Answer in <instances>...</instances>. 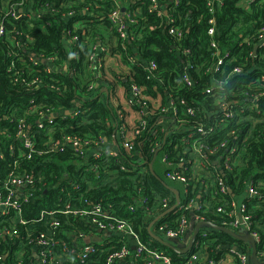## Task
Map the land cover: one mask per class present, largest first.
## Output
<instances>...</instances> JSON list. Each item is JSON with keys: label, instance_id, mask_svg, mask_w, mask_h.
<instances>
[{"label": "trees", "instance_id": "16d2710c", "mask_svg": "<svg viewBox=\"0 0 264 264\" xmlns=\"http://www.w3.org/2000/svg\"><path fill=\"white\" fill-rule=\"evenodd\" d=\"M114 1L33 0V10L40 13L43 20L31 24L13 23L15 36L19 33L18 36L25 40L28 36L35 38L31 52L43 58L56 57L57 64L67 63V72L47 73L44 65L28 61L30 52L0 41V191H4L5 181L13 171L35 175L34 183L26 190L32 196L22 204V212L0 216V233L12 228L20 232V236L13 239L0 235V264H17L18 259L28 264L29 257L35 260L32 252L35 246L29 243L27 235L50 230L54 221L60 222L58 233H63L61 238L69 244L74 243L73 235L79 237L78 243L82 245L85 240L80 233H97L98 226L91 223L89 217L49 214L63 207L67 197L82 195L85 200L72 202L73 206L88 209L94 203L116 211L149 248L168 253L175 262H180L186 254H178L155 241L149 233L151 222L159 218L152 228L158 235H162L158 231L160 226L175 229L183 217L190 221L196 215L227 226L223 222L228 219L218 213L217 208L228 206L242 196L249 183L257 187L259 194L246 198L244 205L253 215L255 229L261 234L258 246L261 250L264 247V87L258 82V76L264 74V46H260L257 39L259 30L264 27V0H222V5H216L214 12L210 11L208 0H181L179 4L175 0H159L164 11L152 9L150 0H118L125 14H132V18L126 20L127 39L120 37L108 18ZM71 10L75 13L73 17L67 15ZM213 18L214 24L211 23ZM80 21L85 26L75 28ZM212 27L215 28L214 36L209 34ZM172 28L182 36L171 34ZM67 31H71L72 37L78 36L74 49L76 57L71 47L64 46ZM213 41L224 57L218 70H215L218 58ZM97 42L111 56L119 55L129 68L125 82L128 98L131 87L137 85L145 88L151 101L160 98L162 107L169 106L172 101L177 109V125L166 130L158 121L161 117L171 118L173 112L165 116L160 110H154L150 102L148 107L153 115L145 116L146 126L136 133L134 149L127 152L121 147L118 156H105L101 160H96L95 156L78 157L68 147L60 151L50 148L51 141L61 140L63 135L111 140L114 124L124 123L111 101L96 96L99 91L93 96L89 89L96 81L90 57ZM9 49L20 52L24 61H19L13 53L10 57ZM226 54L229 55L225 57ZM152 62L156 64L154 70L149 66ZM12 64L23 70L28 79L37 77L41 84L28 88L20 82L14 83ZM236 67L241 68V73H234ZM97 70L95 68V75ZM102 74H105L103 69ZM33 98L37 100L36 105L44 104L45 110L59 112L75 108L79 114L57 117L53 126L47 123L40 129L38 114L28 113ZM76 103L81 107L77 109ZM132 104L140 109L138 101ZM226 106H229L227 110ZM230 114L233 116H228ZM21 118L26 119V130L31 127L35 153L26 150L17 137ZM200 127L204 135L197 132ZM189 140L201 142L207 168L214 176L223 177L232 192L223 196L216 184L207 180L210 187L201 198L205 206L200 211L182 209L200 199L202 185L186 163L191 151ZM162 146L151 169L149 164L155 150ZM236 147V153L230 155L231 149ZM207 148L219 149L211 155ZM226 157H231L230 167L225 166ZM96 164L101 167L100 173L93 169ZM115 169L120 172L114 176L106 174ZM84 171H87L86 180H78ZM65 172L75 176L78 189L64 178ZM170 174H180L185 181L173 180ZM173 189L180 192L181 202L170 211L177 203ZM86 199L93 202L88 203ZM21 219L27 224H21ZM203 233L207 237L202 247L208 258L219 260L224 251L231 250L234 245L248 251V243L223 231L207 228L201 230L199 236ZM95 244L99 251L86 263L65 260L61 264H104L109 254L105 250L122 245L132 252L125 264L151 261L146 252L136 258V250L126 237L115 234ZM20 250L25 254L21 255ZM101 250L104 251L100 253Z\"/></svg>", "mask_w": 264, "mask_h": 264}, {"label": "built area", "instance_id": "2783aa9c", "mask_svg": "<svg viewBox=\"0 0 264 264\" xmlns=\"http://www.w3.org/2000/svg\"><path fill=\"white\" fill-rule=\"evenodd\" d=\"M152 3L151 8L152 9H158L160 8L162 11L165 10V7L162 6V4L159 2V0H150ZM173 1V0H171ZM176 4H179L181 0H175ZM255 1V0H254ZM28 0H1L0 1V41H6L10 46L15 47V49L23 50L25 52H30V56L28 61L33 64H41L44 65L45 72L52 73L53 71H68V65L67 63H59L57 64V58L56 57H49V58H43V56L37 55L34 52H31V45L34 43L35 38L28 36L25 39H22L18 36L19 33H16V36L14 35L15 30L12 28L14 25L13 23L24 21L28 24H31L35 21H41L43 20L41 17V14L34 11L32 9H25V5L27 4ZM222 0H208V7H210V11L214 12L216 5H222ZM138 11V9H137ZM69 17H73L75 13L71 10L67 13ZM108 18L110 22L117 28V32L119 33L120 37L123 39H127L129 36L126 32V20L127 18H132L131 13H126L123 9L121 3L118 0L114 1V8L111 11V13L108 15ZM132 20V19H131ZM211 23H215V19H211ZM49 24V23H48ZM84 22L80 21L75 24V28L82 27L83 28ZM74 31H76L74 29ZM171 34L177 36L180 38L182 36V33L179 32L176 28H172L170 30ZM210 36H214L215 34V28L212 27L209 31ZM64 38L66 41L69 42V47L72 48V55L76 57L75 49V43L78 40V36H73L71 31H67L65 33ZM259 45L264 46V27L259 30L258 39ZM212 47L216 49L215 55H217V64L215 66V70L219 69V66L223 63L224 57L220 54V51L216 45V43L212 42ZM98 51H102L101 57L105 61L107 56L109 55V52L102 47L100 44H96L94 47V52L91 55V65H95V60L97 57ZM12 53L18 58L19 61H24L23 55L18 52L9 49V55L12 57ZM256 54V51H255ZM229 54H226L228 56ZM130 62L133 63V60L130 59ZM152 70L156 68V64L154 62L150 63L149 65ZM94 68V67H93ZM95 68H103L104 66H100L98 64L95 65ZM10 70L13 72L14 76V83H22L24 86L31 88L35 87L39 84H41V80H39L37 77L33 79H28L24 75V71L21 69H17L15 64H12L10 67ZM241 68L236 67L234 69V73H241ZM188 80V79H187ZM258 82H260L264 87V74H259L258 76ZM90 90L94 89V83L90 84L89 87ZM109 92V91H108ZM264 94V92H262ZM138 101L140 104V109H136L133 107L132 102ZM36 99L30 100V107L28 113H37L39 116V120L37 121L38 127L40 129H44L47 126V123L50 126H53L55 123V120L57 117L61 116H67L61 113L53 112L49 109L45 110L44 104H38L36 105ZM127 101L129 102V106L133 108L137 115V121L134 124H129L126 122V114L122 111L119 113L120 118L124 120V123L119 124L115 123L114 127V133L116 135V140L118 141L117 149L111 150L106 149L103 150L105 146V139L100 138L97 139H88V138H82L75 135H63L62 139L51 141L52 146L50 147L52 150L60 151L64 150L65 147H68L75 151L76 155L81 158H86L88 156V152L94 148H101V151L98 152L95 155L96 160L104 159L105 156H113L116 157L119 154V149L122 147L127 152H131L134 149V139L136 136V133H138L139 128L142 129L146 126V120L145 116L150 117L153 115V111L151 112L149 110L148 104L150 106L151 98L147 96L145 93V88L134 85L131 87V97L127 98ZM152 107L154 110H160L159 113L166 115V113L172 111L173 116L171 118H165L161 117L159 119V123L166 127V130H170L174 124L177 125V109L174 106L173 102L170 101L169 106L162 107L161 104H158L155 106L154 103H152ZM77 109L81 107V104L76 106ZM229 106H226L225 109L227 110ZM75 111V110H74ZM79 110H76L74 113L68 116H74L78 115ZM155 114V113H154ZM162 116V115H161ZM232 117L233 115H228ZM26 119L21 118L18 120V130H17V137L22 140L23 146L26 150H28L30 153H35L34 149V142L32 140L33 133L31 131V127H28L25 123ZM137 123H139V126H137ZM197 132L201 134H205V131L202 127L197 128ZM190 137H193V133L190 134ZM191 144V151H190V158L189 160H186V163L190 165V168L194 174V177L201 180V190L199 194V200L196 199V201H192L188 203L183 210H190V209H197L200 211L204 208L205 204L204 202H201V198L203 195H206L210 183L207 182V180H211L212 183H215L218 192L225 196L228 193H232L229 191V186L225 183L224 178L221 176H214L209 169L207 168V163L204 160L203 156V149L201 147V142L199 140L194 141H188ZM226 142L222 144V146H225ZM221 146V147H222ZM158 149V148H157ZM156 149V150H157ZM219 148L216 149H209L207 148L208 152L211 155H215V153L218 151ZM155 150V152H156ZM237 151V147L231 149L229 152L230 155H234ZM164 162H166V158L163 159ZM231 157H226L224 160L225 166L230 167L231 163ZM219 162H215L217 164ZM170 164V163H169ZM93 169L97 170L98 173L101 167L99 165H95ZM106 170L104 169V172ZM87 171H84L82 175L78 178L82 181H85L87 178ZM120 172V170H110L107 171L106 174L108 175H116ZM64 178L66 180H69L75 189L79 188V182L75 179V176H73L70 172H65ZM169 177L173 180L178 181H185V178L180 174H170ZM205 178V179H201ZM35 175L29 174L28 172H16L13 171L9 178L5 181L4 191H0V216H8L12 212L21 213L22 212V204L29 201L30 197L32 196V193L26 192L27 188L30 189V186L34 183ZM231 189V188H230ZM258 190L257 187L249 183V185L245 189V193L240 196L236 197L235 200H233L228 206H219L217 208V212L220 214H223L228 221H224V225L222 226L225 228H229L232 231H238L240 229L246 230L248 233L252 235V237L255 239L257 243V255L258 259L263 262L264 261V247L259 250L258 246L260 245L262 238L260 232L255 229V223L253 221V215L248 212L247 208L244 205V200L246 198H253L257 196ZM84 196L80 197H74L70 196L67 197L64 202L65 205L63 207H60L59 210H55L52 212H49L50 215L61 213L65 216H75V217H82L87 218L89 217L91 219V223L97 224L98 228H96L95 234H85L80 233V237L84 238L85 243L80 245L78 243L79 237L72 236L74 239L73 244H69L66 240L62 239L63 233H58V228L60 227L59 221H54L51 223V228L48 231H40L35 234L28 233L27 238L29 240V243L34 245L35 248L32 251L33 257L35 260H32L28 264H61L63 261L67 260L70 262H81L86 263L92 256H94L95 253H97L98 246L95 243H100L105 240L107 236H114L115 234L122 237H129L133 239L135 245L132 246L134 250H136L135 257L138 258L143 253H148L150 255L151 261L148 262V264H217L218 260L215 259H205V251L204 247H202V243H204V238L207 237L206 233H203L201 236H197V239L194 243V247L196 248V251L192 250L186 254V257L184 260L180 262H175L172 257L165 252H161L158 250H154L149 248L140 238V236L134 231L132 225L122 217H120L115 212L110 211L109 209L102 207L101 204H94L92 203L90 208L88 209H81L77 206H73L72 202H82L84 201ZM86 202H93L89 199H86ZM45 212L42 213V218L45 216ZM197 223L205 221L204 217H198L197 215L193 217ZM159 220V219H158ZM157 220V221H158ZM154 221V220H153ZM152 221V222H153ZM156 221V222H157ZM151 222V223H152ZM155 222V223H156ZM21 224L26 225L27 221H24L23 219L20 220ZM154 223V224H155ZM190 223L186 217H183L181 222L179 223V226L175 229H168L165 226H160L158 231L160 232L159 236L166 237L168 239H176L180 238L182 239L184 236L187 235L189 229H190ZM153 228V226H152ZM155 233V231H153ZM158 235L157 233H155ZM5 239H13L14 237L20 236V232L17 229H3L0 233ZM249 244H247L248 246ZM250 246V245H249ZM236 247V249H234ZM104 250H101L100 253H102ZM105 251H108L109 254L107 255L105 259L104 264H125V262L128 261V259L132 256L131 249H129L126 245H122L120 248H109ZM231 251L236 257V260L238 264H252L249 260V254L245 251H242L239 249L237 245L232 246ZM19 253L21 255L25 254V251L20 250ZM263 260V261H262ZM17 264H24V260L18 259Z\"/></svg>", "mask_w": 264, "mask_h": 264}, {"label": "crops", "instance_id": "0c3cea01", "mask_svg": "<svg viewBox=\"0 0 264 264\" xmlns=\"http://www.w3.org/2000/svg\"><path fill=\"white\" fill-rule=\"evenodd\" d=\"M25 6H26L25 9H32L33 0H28ZM97 44H100V42H97ZM69 45H70L69 42L65 40L64 46L68 48ZM101 53L102 51H98L97 57L95 60V65L98 64L100 66L101 65L104 66L105 74L104 75L102 74L103 68H97L98 70L96 71V75H95V65H94V77L96 81L94 82V89L92 90L91 94L94 96L99 91L100 94L96 96L98 97L100 96L102 97V99H107V101H111V103L113 104L117 112L121 113L122 111H120V109H122L123 112L127 116L126 122H128L129 124H134L137 121V115L135 111L133 110V108L129 106V102L127 101L128 91L125 86V82L127 81L126 76H128L130 73V72L128 73L129 68L126 65H124L119 55L111 56L109 53V55L104 61L101 55L99 56V54ZM151 102L154 103L155 106H157L158 104H161L160 98L154 99ZM77 105H79V103H76L75 106ZM74 109L66 110V111H59L57 113H61V114L68 116L75 112ZM68 112L69 114H67ZM104 139H105V146L102 149V151L109 149V148L111 150L117 149L116 143L118 141L116 140V135L114 132H113V137L111 140H109V138H104ZM100 151H101V148H94L88 152V157L91 158L92 156H95ZM190 220H191V223H190V228H191L193 225V222L196 220L193 217H191ZM190 231H193V230L189 229L188 232ZM185 237L186 236H184L182 239H184ZM126 239L129 244H131L132 246L135 245L133 239L129 237H126ZM181 242L186 243L183 240H181ZM246 248L248 250L247 253L250 255L251 247L248 245L246 246ZM203 255H205V259H208V254L205 253ZM249 260L252 263L250 256H249ZM217 264H238V262L233 252L230 250V248H228L227 250L224 251L223 255L219 258Z\"/></svg>", "mask_w": 264, "mask_h": 264}, {"label": "water", "instance_id": "95a60500", "mask_svg": "<svg viewBox=\"0 0 264 264\" xmlns=\"http://www.w3.org/2000/svg\"><path fill=\"white\" fill-rule=\"evenodd\" d=\"M69 114V112L67 113ZM163 146L158 148L154 154L153 160L151 161V163L149 164L150 168L153 169V164L155 163V161L158 158V154L159 152L162 150ZM221 173L224 175L223 171L221 170ZM174 193L176 194V198H177V203L171 208L170 211L175 210L180 202H181V195L180 192L176 189H173ZM229 191L231 192V189L229 188ZM159 218H156L149 226V233L150 235L153 237V239L157 242H159L160 244L164 245L165 247H167L169 250L174 251L178 254H182L185 255L187 253H189L193 246L194 243L197 239V236L199 235V233L201 232V230L209 228L211 230H218V231H223L229 235H231L233 238H235L236 240L239 241H243L246 242L250 245L251 247V252H250V257L252 260V264H264V262H261L258 259V255H257V243L255 241V239L252 237V235L250 233H248L246 230L244 229H240L238 231H232L229 228H225L222 226H219L211 221H203V222H199L197 223L196 221L193 222V225L190 229H192L193 231H190L187 233L186 237L184 239H180V238H176V239H168L166 237L163 236H159L156 235L153 230H152V226L154 225V223L158 220ZM181 240L185 241L181 242ZM234 249H236V247H234Z\"/></svg>", "mask_w": 264, "mask_h": 264}, {"label": "flooded vegetation", "instance_id": "af4514ba", "mask_svg": "<svg viewBox=\"0 0 264 264\" xmlns=\"http://www.w3.org/2000/svg\"><path fill=\"white\" fill-rule=\"evenodd\" d=\"M207 229V228H206Z\"/></svg>", "mask_w": 264, "mask_h": 264}]
</instances>
